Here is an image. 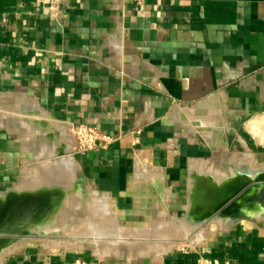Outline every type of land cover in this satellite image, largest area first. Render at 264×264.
I'll use <instances>...</instances> for the list:
<instances>
[{
    "label": "crops",
    "instance_id": "crops-1",
    "mask_svg": "<svg viewBox=\"0 0 264 264\" xmlns=\"http://www.w3.org/2000/svg\"><path fill=\"white\" fill-rule=\"evenodd\" d=\"M79 123L112 141L77 152ZM232 178L253 188L237 216L196 225L208 237L111 264H264V0H0V194L57 193L62 213L80 200L74 225L106 192L121 223L143 226ZM40 238L3 264H69L85 248Z\"/></svg>",
    "mask_w": 264,
    "mask_h": 264
},
{
    "label": "bare ground",
    "instance_id": "bare-ground-1",
    "mask_svg": "<svg viewBox=\"0 0 264 264\" xmlns=\"http://www.w3.org/2000/svg\"><path fill=\"white\" fill-rule=\"evenodd\" d=\"M137 160L139 163L137 179L140 180L144 174H148L151 177L152 174L146 169L147 164L142 158V155H139ZM154 173H156L154 177H157V179L160 177L159 179H161L158 172ZM138 183L140 184V182ZM166 189L164 198L168 200L170 197V189ZM91 194V199L88 201L87 206L83 208L85 215L69 231L74 238L49 239L48 237H43L47 247L50 249H59L61 247L66 249H81L86 244L91 243L93 245V251L96 254H113L131 258L139 254L159 256L182 240L196 243L201 238L208 237L205 235L204 227L198 228L196 225L189 223L184 217L171 215L166 207L162 213L163 217H160L159 220L154 218L155 220L148 225H124L120 222L121 211L112 206V199L109 194L98 191H94ZM142 197V194L139 193L135 198H138L139 202L142 203ZM81 203L80 200L78 202L73 201L72 207H68L63 213L61 212L62 214L58 218L59 225H65L69 221H75L78 210L83 206H81ZM55 226L56 224L53 227ZM27 242L28 240L21 241L20 244L24 245ZM21 245L10 248L7 252H12L14 249L20 248ZM2 259L3 257L1 256L0 264H2Z\"/></svg>",
    "mask_w": 264,
    "mask_h": 264
},
{
    "label": "water",
    "instance_id": "water-1",
    "mask_svg": "<svg viewBox=\"0 0 264 264\" xmlns=\"http://www.w3.org/2000/svg\"><path fill=\"white\" fill-rule=\"evenodd\" d=\"M200 186L203 187V191L199 193V196H202L201 201L204 205H199L196 200V205L188 206L186 215L183 216L187 220L198 221L193 224L197 226H203L208 220L225 213L231 212L237 216L238 202L251 191L253 182L252 180L246 182L245 178H232L229 182L222 184L204 181ZM263 186L262 181L259 183V188L261 189ZM199 196L195 195L196 198ZM64 202L65 197L60 199L57 193L52 195H39L29 191L1 193L0 257L4 258L17 251L19 248L7 252L10 248L21 245V241L29 240L32 237H55L52 233L56 232V229H61L63 232L70 229L72 223L69 222L65 225L58 223ZM54 224L57 227H53ZM59 237L71 238L72 236L64 234Z\"/></svg>",
    "mask_w": 264,
    "mask_h": 264
},
{
    "label": "rangeland",
    "instance_id": "rangeland-1",
    "mask_svg": "<svg viewBox=\"0 0 264 264\" xmlns=\"http://www.w3.org/2000/svg\"><path fill=\"white\" fill-rule=\"evenodd\" d=\"M184 214V211L182 212L181 215ZM85 215V214H84ZM186 215V214H185ZM77 217H78V213H77ZM83 217V216H82ZM81 219V217H80ZM76 221V220H75ZM75 221H72V222H75ZM77 223V222H76ZM74 223V225L76 224ZM194 223H198V221H194L192 224ZM150 224V223H149ZM74 225L71 224L70 228H72ZM124 225H130V224H124ZM146 225V224H145ZM140 226V225H138ZM57 227V226H56ZM60 228V227H58ZM57 231L52 233L54 234V236H61V235H64V234H67L69 229L66 230V232H63L61 229L58 230L56 229ZM69 234V233H68ZM49 239H62V237L58 238H49ZM184 241V242H183ZM34 243V246H37L39 248H41V250L43 249V245L45 244V239L44 238H40L38 240H34L33 241ZM185 243H190V244H194V243H191V242H185V240H182L181 242H179L178 244H176L177 246H180L182 244H185ZM46 245V244H45ZM174 245V246H176ZM85 248L81 251V252H78L76 253V255L73 257V261L70 262V264H77V261L80 260V264H83V262H87L89 264H96V263H106V264H111V262H118V261H124V258L122 256H118V255H113V254H107V255H100V254H96L94 251H93V245L92 244H87L86 246H84ZM66 249V248H65ZM48 250V249H47ZM46 249H43V251H47ZM52 250H57V249H52ZM63 252L64 251H67V250H62ZM23 252V251H22ZM20 252V254L22 253ZM19 255V253H12L11 255H8V256H5L3 259H2V264L3 262H8L10 261L11 259H13L14 257H17ZM25 254H23L22 256H24Z\"/></svg>",
    "mask_w": 264,
    "mask_h": 264
},
{
    "label": "built area",
    "instance_id": "built-area-1",
    "mask_svg": "<svg viewBox=\"0 0 264 264\" xmlns=\"http://www.w3.org/2000/svg\"><path fill=\"white\" fill-rule=\"evenodd\" d=\"M74 134L77 139L76 151L80 153H85L97 146L106 147L112 141L111 136L102 132L97 126L87 123L76 124L74 126ZM77 264H80V260L77 261ZM83 264L89 263L83 262Z\"/></svg>",
    "mask_w": 264,
    "mask_h": 264
}]
</instances>
